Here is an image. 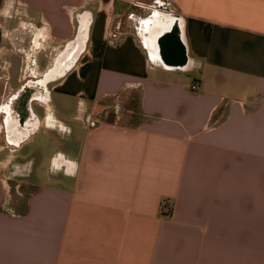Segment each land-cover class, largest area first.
<instances>
[{
	"label": "crops",
	"instance_id": "obj_1",
	"mask_svg": "<svg viewBox=\"0 0 264 264\" xmlns=\"http://www.w3.org/2000/svg\"><path fill=\"white\" fill-rule=\"evenodd\" d=\"M82 13V53L46 83L48 98L75 100L61 116L78 125L48 101L21 142L68 134L38 181L33 160L9 175L17 158L0 116V264H264V0H0L11 79L31 54L11 39L40 33L44 74ZM171 17L182 67L164 63L148 30ZM115 102L130 104L121 123L107 120Z\"/></svg>",
	"mask_w": 264,
	"mask_h": 264
},
{
	"label": "rangeland",
	"instance_id": "obj_2",
	"mask_svg": "<svg viewBox=\"0 0 264 264\" xmlns=\"http://www.w3.org/2000/svg\"><path fill=\"white\" fill-rule=\"evenodd\" d=\"M28 26H29V24H26L24 27H28ZM34 32H37V30H35L33 28H31V29L26 28L25 30H22L21 32H19L20 34L18 33V35H16L11 40L14 41L13 44L16 47L21 46V44H23L24 46H27L29 48V52L31 53L30 59H29V61H30L29 62V69H30L29 75L32 74V75L38 76L42 72L43 63H46L48 60H47V56L45 57V60H44L42 54L36 53L38 51L35 48L37 45L35 44V42L32 41ZM17 38H18V40H17ZM20 40L23 43L20 42ZM39 40H40L39 41L40 44H38V45L41 47H38V48H45L44 42H41V39H39ZM26 41H27V43H26ZM23 49H24V51L28 50L27 48H23ZM42 50H44V49H42ZM38 55H41V56H39L38 60H37ZM37 62H39V65ZM36 66H38V69L33 72L32 70L37 68ZM52 84L53 83L49 84V88L52 86ZM136 100H137V97L135 98V101H134L135 108L137 105ZM127 105L129 106L130 104H127ZM127 105L124 106L121 104H117L116 102L112 103L109 110H106V113L108 114V116H107L108 119L106 117L103 119L116 120V121L118 120V122L121 123V121H122L121 113H122V110H124V108H127ZM47 108L56 112V114L61 119L65 120L69 123H73L74 125H78V124H76V122L73 118H71V117L66 118V116H61V115H65V114L69 115L70 113L76 112L77 104H76L74 99H64L56 91L50 90L49 103H48ZM32 110L38 117H41L43 112L45 111V107L40 106L36 103H32ZM71 115L72 114H70L69 116H71ZM128 116H130V115H128ZM124 117H126V116H124ZM68 125H70V124H68ZM67 136H68L67 132H65V131L62 132L61 129L57 126L54 129L51 128V129H48L46 131L43 129L38 130L37 132L33 133L32 136L30 135V137L27 140H25L18 147L17 151H15L13 153L14 157L19 158L20 160H25L27 158H30V159H28L29 161L33 160L34 171L31 174V176H33V177H31L30 179L34 180V181H38V177L40 175L47 174L49 172V170H51L50 166H51V161H52L53 149L54 148H62V149L67 148V145H68ZM3 157L5 158V153L4 154L0 153V161L4 160ZM34 157L37 158V161L34 159ZM23 175H28V173H25ZM17 177H21V176L18 175ZM24 180H28V179L24 178Z\"/></svg>",
	"mask_w": 264,
	"mask_h": 264
},
{
	"label": "flooded vegetation",
	"instance_id": "obj_3",
	"mask_svg": "<svg viewBox=\"0 0 264 264\" xmlns=\"http://www.w3.org/2000/svg\"><path fill=\"white\" fill-rule=\"evenodd\" d=\"M40 36L39 32H35L33 35L32 41L35 42L37 46ZM2 56L0 55V116L2 117L6 139L10 143L9 145L13 149V152H15L21 145V142L26 139L31 132L36 130L40 124L39 117L32 110V103L44 106L48 103L49 98L48 100H41L38 97V93L41 92L40 80L45 73L36 76L32 74L29 75L28 71H24V76L20 78L19 81L14 82V80L11 79V72L9 71L10 64L5 60V57ZM45 87L47 90L46 85ZM28 92L30 94V101L27 105L25 103V98ZM50 112L49 110L47 111L46 117L53 119L52 113ZM26 131H29V133L26 134ZM60 160L59 156L56 157L53 164L57 165ZM29 162L28 159H15L7 170L9 175L21 176L27 173L30 166Z\"/></svg>",
	"mask_w": 264,
	"mask_h": 264
},
{
	"label": "water",
	"instance_id": "obj_4",
	"mask_svg": "<svg viewBox=\"0 0 264 264\" xmlns=\"http://www.w3.org/2000/svg\"><path fill=\"white\" fill-rule=\"evenodd\" d=\"M89 17L90 16H88L87 13H82L80 20L82 18H86L88 20V24L82 25V22L79 20L74 38L65 45L64 49L56 57L52 68L44 74L43 78H41V92L38 93L39 96L37 95L41 100L48 99V91L45 87L46 83L50 79L62 76L74 64L78 56L82 53L87 38L88 26L90 22ZM180 27L181 23L175 18H172L168 24L157 26L155 29V32L158 29H161L159 35L157 36V41L159 43V56L162 58L165 64L175 67H182L186 64L183 57L182 48L178 40L180 36ZM58 68L59 70H57ZM51 70H53V72H51ZM29 101L30 94L28 92L25 98V103L28 105ZM28 133L29 131H26V134Z\"/></svg>",
	"mask_w": 264,
	"mask_h": 264
},
{
	"label": "bare ground",
	"instance_id": "obj_5",
	"mask_svg": "<svg viewBox=\"0 0 264 264\" xmlns=\"http://www.w3.org/2000/svg\"><path fill=\"white\" fill-rule=\"evenodd\" d=\"M156 12V11H155ZM161 14V13H160ZM162 14H163V12H162ZM167 14V13H166ZM165 14V15H166ZM161 16V15H160ZM168 16V15H167ZM168 19V18H167ZM169 19H172V17L171 18H169ZM168 19V20H169ZM88 20L87 19H85V18H82L81 20H80V22H82V25H86V24H88V22H87ZM165 22V21H164ZM151 24V23H150ZM149 24V25H150ZM161 24V23H160ZM154 25V26H153ZM156 27H157V25H155V23H153L152 25H150V26H148V30H150L151 31V34H152V39H155L156 38V36L159 34V32L161 31V29H158L156 32H155V29H156ZM147 28V27H146ZM152 28H155V29H152ZM153 30H154V32H153ZM142 32H143V30H142ZM147 32V31H146ZM146 32H144V33H146ZM144 35V34H143ZM147 35V34H146ZM145 36V35H144ZM145 38V37H144ZM70 42V41H69ZM148 42V41H147ZM152 44V43H151ZM150 46H152V45H150ZM152 48V47H151ZM156 54V53H155ZM57 70H59V69H57ZM51 72H53V70H51ZM31 84H32V82H31ZM40 93V92H39ZM56 125V124H55Z\"/></svg>",
	"mask_w": 264,
	"mask_h": 264
},
{
	"label": "built area",
	"instance_id": "obj_6",
	"mask_svg": "<svg viewBox=\"0 0 264 264\" xmlns=\"http://www.w3.org/2000/svg\"><path fill=\"white\" fill-rule=\"evenodd\" d=\"M196 87H197V84H196V83H194V84L191 86V89H192V90H195V89H196Z\"/></svg>",
	"mask_w": 264,
	"mask_h": 264
},
{
	"label": "trees",
	"instance_id": "obj_7",
	"mask_svg": "<svg viewBox=\"0 0 264 264\" xmlns=\"http://www.w3.org/2000/svg\"><path fill=\"white\" fill-rule=\"evenodd\" d=\"M164 204H165V201L162 203V207H163Z\"/></svg>",
	"mask_w": 264,
	"mask_h": 264
}]
</instances>
